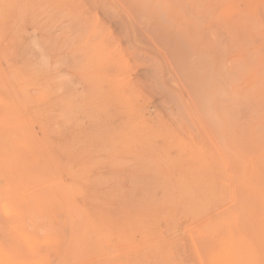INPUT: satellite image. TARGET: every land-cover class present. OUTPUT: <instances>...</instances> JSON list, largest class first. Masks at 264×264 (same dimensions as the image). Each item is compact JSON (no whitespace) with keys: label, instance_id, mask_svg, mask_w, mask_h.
I'll use <instances>...</instances> for the list:
<instances>
[{"label":"rangeland","instance_id":"1","mask_svg":"<svg viewBox=\"0 0 264 264\" xmlns=\"http://www.w3.org/2000/svg\"><path fill=\"white\" fill-rule=\"evenodd\" d=\"M260 84L264 0H0V264H264Z\"/></svg>","mask_w":264,"mask_h":264},{"label":"bare ground","instance_id":"2","mask_svg":"<svg viewBox=\"0 0 264 264\" xmlns=\"http://www.w3.org/2000/svg\"><path fill=\"white\" fill-rule=\"evenodd\" d=\"M207 2V1H206ZM249 10V9H248ZM234 19V18H233ZM77 26V25H76ZM242 28V27H241ZM219 35V34H218ZM245 38V37H244ZM257 38V37H256ZM252 39V38H251ZM257 41V40H256ZM221 42V41H220ZM222 43V42H221ZM251 43V42H250ZM249 43V44H250ZM224 44V43H223ZM253 44V43H252ZM257 44V43H256ZM229 45V44H228ZM224 53V52H223ZM222 53V54H223ZM226 67V66H225ZM219 75V74H218ZM232 75V74H231ZM215 76V75H214ZM237 76V75H236ZM242 80H243V78H242ZM247 81V80H246ZM260 83V82H259ZM242 84H243V81H242ZM263 84V83H262ZM258 90H260V91H262L263 93H264V87L260 84V88H257ZM246 91V90H245ZM239 93V92H238ZM248 94V93H247ZM230 100H231V98H230ZM252 101H253V99H252ZM251 101V102H252ZM234 114V113H233ZM237 117V116H236ZM241 117V116H240ZM137 139V138H136ZM235 222V221H234ZM237 224V223H236ZM74 226V225H73ZM238 230V229H237ZM46 250V249H45ZM239 251V250H238ZM225 258H227V257H225ZM242 258V257H241ZM219 259H220V257H219ZM219 259H215V260H219ZM257 259V258H256ZM213 260V259H212ZM231 261V260H230ZM232 262V261H231Z\"/></svg>","mask_w":264,"mask_h":264}]
</instances>
